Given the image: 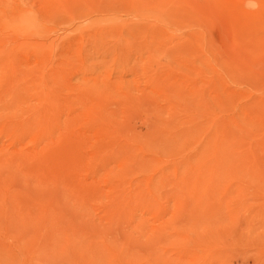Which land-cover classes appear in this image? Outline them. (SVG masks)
<instances>
[{
  "label": "rangeland",
  "instance_id": "1",
  "mask_svg": "<svg viewBox=\"0 0 264 264\" xmlns=\"http://www.w3.org/2000/svg\"><path fill=\"white\" fill-rule=\"evenodd\" d=\"M0 264H264V0H0Z\"/></svg>",
  "mask_w": 264,
  "mask_h": 264
}]
</instances>
